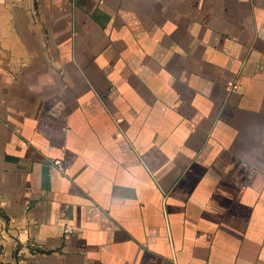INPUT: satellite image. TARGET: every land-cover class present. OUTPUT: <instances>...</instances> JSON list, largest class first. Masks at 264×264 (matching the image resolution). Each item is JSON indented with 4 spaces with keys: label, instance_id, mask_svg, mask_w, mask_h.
<instances>
[{
    "label": "crops",
    "instance_id": "crops-1",
    "mask_svg": "<svg viewBox=\"0 0 264 264\" xmlns=\"http://www.w3.org/2000/svg\"><path fill=\"white\" fill-rule=\"evenodd\" d=\"M0 264H264V0H0Z\"/></svg>",
    "mask_w": 264,
    "mask_h": 264
},
{
    "label": "built area",
    "instance_id": "built-area-1",
    "mask_svg": "<svg viewBox=\"0 0 264 264\" xmlns=\"http://www.w3.org/2000/svg\"><path fill=\"white\" fill-rule=\"evenodd\" d=\"M231 90V87L229 88ZM52 169L57 171L60 176H65L67 174V169L63 166V164L60 161H54L52 163ZM67 228V227H66ZM6 235V234H4ZM12 239L15 243V245L22 243L26 239V228L20 227L19 231L16 232L12 236Z\"/></svg>",
    "mask_w": 264,
    "mask_h": 264
}]
</instances>
